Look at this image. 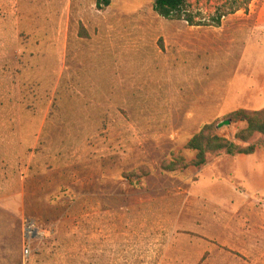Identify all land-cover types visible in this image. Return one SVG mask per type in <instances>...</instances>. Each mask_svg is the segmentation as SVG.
<instances>
[{
  "label": "rangeland",
  "instance_id": "rangeland-1",
  "mask_svg": "<svg viewBox=\"0 0 264 264\" xmlns=\"http://www.w3.org/2000/svg\"><path fill=\"white\" fill-rule=\"evenodd\" d=\"M155 1L0 0V264H264L259 137L162 170L264 109V0Z\"/></svg>",
  "mask_w": 264,
  "mask_h": 264
},
{
  "label": "trees",
  "instance_id": "trees-1",
  "mask_svg": "<svg viewBox=\"0 0 264 264\" xmlns=\"http://www.w3.org/2000/svg\"><path fill=\"white\" fill-rule=\"evenodd\" d=\"M113 0H97V9L102 11L111 6ZM193 0H156L154 4L155 13L166 20L185 22L190 27H216L221 26L225 14L219 13L213 22H198L190 12ZM254 0H249L251 3ZM243 10L235 8L231 14ZM236 124L243 127L236 134L237 143L220 136L216 125H206L199 133L192 137L185 147L186 151L195 154V159L186 162L183 158H176L162 166L166 173H176L190 168L200 169L208 164L210 159L225 154L228 157L252 156L257 150V145H248L252 140L259 137L260 143L264 146V109L260 111L239 110L229 116Z\"/></svg>",
  "mask_w": 264,
  "mask_h": 264
},
{
  "label": "water",
  "instance_id": "water-1",
  "mask_svg": "<svg viewBox=\"0 0 264 264\" xmlns=\"http://www.w3.org/2000/svg\"><path fill=\"white\" fill-rule=\"evenodd\" d=\"M232 123V120L231 119H228L222 123H220L218 126H217V130H220L221 128L223 127H226V126H230Z\"/></svg>",
  "mask_w": 264,
  "mask_h": 264
},
{
  "label": "built area",
  "instance_id": "built-area-1",
  "mask_svg": "<svg viewBox=\"0 0 264 264\" xmlns=\"http://www.w3.org/2000/svg\"><path fill=\"white\" fill-rule=\"evenodd\" d=\"M28 231H30V234H31V229H29ZM26 254H29V250H28V251H26Z\"/></svg>",
  "mask_w": 264,
  "mask_h": 264
}]
</instances>
